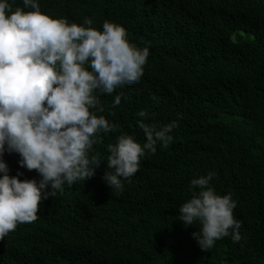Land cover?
I'll list each match as a JSON object with an SVG mask.
<instances>
[{"label":"trees","instance_id":"16d2710c","mask_svg":"<svg viewBox=\"0 0 264 264\" xmlns=\"http://www.w3.org/2000/svg\"><path fill=\"white\" fill-rule=\"evenodd\" d=\"M40 11L69 23L122 25L130 42L148 45L139 83L101 94L115 131L94 145L101 166L86 181L42 200L38 218L0 240V264H264V0H39ZM23 7L16 0L13 8ZM31 11V8L24 9ZM121 103L112 107L114 97ZM155 97V99H153ZM145 123L177 121L173 142L147 152L123 190L102 178L107 145L121 134L143 144ZM9 175L41 178L4 155ZM215 191L237 201L242 239L231 235L204 251L178 220L190 181L208 171ZM51 189L49 188V191ZM198 191V189H197Z\"/></svg>","mask_w":264,"mask_h":264},{"label":"clouds","instance_id":"9594fccd","mask_svg":"<svg viewBox=\"0 0 264 264\" xmlns=\"http://www.w3.org/2000/svg\"><path fill=\"white\" fill-rule=\"evenodd\" d=\"M15 2L0 0V240L18 224L35 221L42 200L95 175L102 162L94 145L117 128L96 115L103 112L100 95L139 83L150 55L148 45L130 42L115 22L106 20L99 30L90 18L77 24L42 13L39 0H22L23 7L13 8ZM137 115L144 118L137 125L146 141L121 134L107 145L102 178L112 190H123L158 143L167 148L174 140L177 121L157 125L144 122L150 118L146 110ZM6 152L18 154L19 165L35 170L39 181L21 180L19 171L9 175ZM216 175L212 170L193 178L191 198L179 207L184 225L200 223L192 236L204 251L229 235L233 242L242 239V221L234 217L237 201L215 191L210 182Z\"/></svg>","mask_w":264,"mask_h":264}]
</instances>
